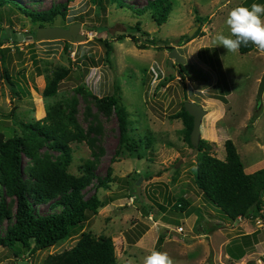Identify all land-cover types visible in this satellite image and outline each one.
I'll list each match as a JSON object with an SVG mask.
<instances>
[{"label": "rangeland", "instance_id": "obj_1", "mask_svg": "<svg viewBox=\"0 0 264 264\" xmlns=\"http://www.w3.org/2000/svg\"><path fill=\"white\" fill-rule=\"evenodd\" d=\"M148 1L125 0V4L143 10ZM171 1L174 8L169 20L158 27L149 13L141 17L133 10L108 3L101 10L88 0H10V7L0 9V42L4 43L0 48L10 49L6 61L0 59V134L6 139L19 137L23 133L20 123L43 120L50 105L63 100L78 102V123L88 139L82 144H71L73 164L69 172L80 177L82 168L90 164L96 175L105 180L109 168L114 170L107 180L108 188L97 189L98 180L94 179L83 191L85 200L96 194L106 206L99 209L98 215L88 214L82 232L111 238L116 264H143L154 250L167 252L174 264H264V210L260 219L232 222L208 202L195 185L197 155L188 160L194 150L180 134L182 121L172 119L183 104L196 102L208 112L201 133L202 139L213 145L214 156L225 160V143L230 140L247 174L264 169V97L261 107L257 101L264 75V52L256 48L246 55L229 53L213 43L218 33L230 35L228 13L244 6L246 0ZM15 4L36 11L67 5L66 20L58 18L54 27L67 29L80 24L86 41L73 44L72 49H67L64 41H38L39 25L22 18ZM198 17L202 22L197 21ZM139 21L151 38L168 42L185 58L183 77L180 64L175 59L172 66L169 63L172 51L156 47L140 50L133 42L134 37L145 39L129 30ZM191 32L190 42L183 47L176 45ZM105 40H110L114 48L111 65L106 61ZM214 50L230 89L227 104L214 99L224 90L219 85L220 74L201 59L204 54L209 60ZM61 67L72 69L71 76L55 97L45 98L47 76ZM5 71L16 84L20 98L3 78ZM80 88L89 96L78 92ZM116 88L127 110L129 136L137 143L144 141L137 153L124 150L119 157L117 116H103L93 99L114 94ZM40 157L57 161L60 154L43 146ZM33 165V161L23 157V177L28 185L32 184ZM137 188L142 201L137 199ZM180 198L190 203L185 212L173 209ZM2 201L14 207L15 202L0 185V204ZM34 204L40 214L51 212V203ZM7 224L0 228L2 234ZM214 228L218 229L212 232ZM82 232L36 254L21 245L12 250L0 247V264H43L49 255L75 247ZM161 234L166 239L157 248ZM240 246L246 251L238 262L231 258L229 249Z\"/></svg>", "mask_w": 264, "mask_h": 264}, {"label": "trees", "instance_id": "obj_2", "mask_svg": "<svg viewBox=\"0 0 264 264\" xmlns=\"http://www.w3.org/2000/svg\"><path fill=\"white\" fill-rule=\"evenodd\" d=\"M92 4L104 10L105 3L116 5L120 9H130L137 16H144L149 13L151 19L158 27L165 25L173 11L171 0H149L143 10H135L125 4V0H88ZM10 0H0V9L10 7ZM252 3L264 4V0H246L244 6L250 7ZM22 18L29 19L34 25L43 27H54L58 18L66 20L67 5L52 6L43 11L27 9L15 4ZM264 17H262L263 19ZM198 22H202L200 17ZM1 23V20H0ZM139 21L136 26L130 27L131 34H140L142 39L133 38V42L140 50H148L151 47L168 49V42L151 38L150 34L142 29ZM1 30V28H0ZM125 37H120L122 40ZM192 39L188 35L182 36L177 46L183 47ZM67 49H72L73 43L64 42ZM106 48V61L112 64V54L114 51L110 40L104 41ZM0 46H4L1 41ZM256 49V46L249 44L247 47L241 46L239 53L246 55ZM9 48H0V59L6 61V54ZM208 60L204 54L201 59L211 68L220 74L219 85L224 86L220 95L214 99L228 103L227 96L230 95L229 85L225 76L224 68L217 51ZM215 65H217L215 67ZM181 75L184 66L180 65ZM72 69L60 68L51 76H47V85L43 91L45 98L55 97L62 83L71 76ZM39 73H42L41 71ZM183 77V75H182ZM13 92L19 98L20 92L16 91L14 83L8 72L3 73ZM78 92L89 96L82 88ZM102 99L93 97L97 111L105 117L115 113L119 123L120 139L119 148L116 151L117 157L125 150L129 153L138 151L139 145L144 143L140 140L137 143L129 136V119L126 108L121 103L119 89ZM14 115V114H13ZM78 102L76 100H63L48 107L46 117L36 123H20L23 133L19 137L6 139L0 134V185L5 187L7 195L15 202L14 207L9 206L5 201L0 204V228L7 222L4 233L0 231V247L5 249H15L17 245L36 254L39 251L47 250L66 241L77 231H83L88 214L98 215L99 209L106 204L101 202L96 194L85 200L83 191L89 187L94 179L98 180V187L108 188L107 180L111 177L113 169L109 168L107 178L100 179L95 173V167L87 164L82 168V175L76 176L69 172L73 164V149L71 144H82L88 137L78 123ZM92 116V115H91ZM172 119L181 120L183 135L188 146L195 150L191 144V133L194 127V118L185 110L184 104L178 114ZM151 141V140H150ZM43 146L60 154L59 160L51 161L42 159L40 151ZM226 158L221 160L214 156L213 145L202 139L197 148L195 185L204 195L206 200L220 210L230 221L239 222L241 218L247 221H254L262 218L261 212L264 210V169L253 174H247L245 166L232 141L225 143ZM27 157L34 162L30 169L32 184L28 185L23 177L22 160ZM34 200H31L33 199ZM38 205L51 203L49 214H40L35 209ZM190 207V203L180 198L173 207L176 212H185ZM14 209V210H13ZM151 215V212L149 211ZM218 228H214L215 231ZM166 236L161 234L157 241V248L163 245ZM229 255L235 261H240L244 257L243 249L240 246L229 249ZM231 252V254H230ZM17 255V253H16ZM117 257L115 245L111 238L96 237L91 233L82 232L77 244L71 250L59 255H49L43 264H116Z\"/></svg>", "mask_w": 264, "mask_h": 264}, {"label": "clouds", "instance_id": "obj_3", "mask_svg": "<svg viewBox=\"0 0 264 264\" xmlns=\"http://www.w3.org/2000/svg\"><path fill=\"white\" fill-rule=\"evenodd\" d=\"M262 17H264V4L252 3L250 7L233 8L226 19L230 35L218 33L213 43L215 46H223L229 53L238 52L242 45L247 47L249 44L264 52V19ZM143 264H174V260L167 252L154 250L144 258Z\"/></svg>", "mask_w": 264, "mask_h": 264}, {"label": "water", "instance_id": "obj_4", "mask_svg": "<svg viewBox=\"0 0 264 264\" xmlns=\"http://www.w3.org/2000/svg\"><path fill=\"white\" fill-rule=\"evenodd\" d=\"M80 28H81L80 24L71 25L67 29L61 27L39 28L37 31V40L41 42L64 41L73 44H81L86 41V37L85 35L80 33ZM192 36H193V32L189 34V38H191ZM18 38L19 40H21L22 36H19ZM169 58H170L169 63L171 66L174 59L180 65H183L185 63V58L181 56L176 49H174L169 54ZM9 88H11L10 84H9ZM263 97H264V75L261 79L260 86L258 89V98H257L258 107H261ZM184 106L188 114L194 118V127L191 133V144L195 148V150L192 156L188 158V160H190L198 153L197 148L200 144V141L202 140L201 127L208 112L204 110L203 106L197 104L194 101L186 102ZM140 182L141 180L138 181L137 186L140 185ZM137 199L142 201L140 188H137ZM138 207H141V203H138ZM142 214H144L145 216L148 215V213L145 210H142ZM242 220L243 218L240 219V221Z\"/></svg>", "mask_w": 264, "mask_h": 264}, {"label": "built area", "instance_id": "obj_5", "mask_svg": "<svg viewBox=\"0 0 264 264\" xmlns=\"http://www.w3.org/2000/svg\"><path fill=\"white\" fill-rule=\"evenodd\" d=\"M182 230H180V232H181Z\"/></svg>", "mask_w": 264, "mask_h": 264}, {"label": "crops", "instance_id": "obj_6", "mask_svg": "<svg viewBox=\"0 0 264 264\" xmlns=\"http://www.w3.org/2000/svg\"><path fill=\"white\" fill-rule=\"evenodd\" d=\"M202 128V127H201ZM250 174V173H249Z\"/></svg>", "mask_w": 264, "mask_h": 264}]
</instances>
